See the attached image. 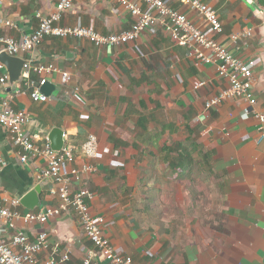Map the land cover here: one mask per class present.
Returning a JSON list of instances; mask_svg holds the SVG:
<instances>
[{
  "label": "crops",
  "instance_id": "obj_1",
  "mask_svg": "<svg viewBox=\"0 0 264 264\" xmlns=\"http://www.w3.org/2000/svg\"><path fill=\"white\" fill-rule=\"evenodd\" d=\"M164 1L200 23L182 0ZM200 1L212 6L223 24L218 42L252 63L254 109L264 114V6L256 0ZM57 2L0 0V36L31 33L38 26L36 13L55 12ZM131 22L117 0H75L59 23L108 34L128 29ZM19 57L55 67L30 74L34 81L46 78L42 87L48 99L33 101L26 78L13 87L7 79L0 84V107L28 114L24 129L39 134L37 145L60 129L74 166H94L80 173L72 188L86 187L93 194L87 200L90 210L105 219L103 233L117 252L137 264H264V137L252 115L242 117L248 104L241 97L204 107L228 87L214 64L189 57L160 25L113 46L47 36ZM61 71L69 74L66 83ZM89 135L96 139L92 159L80 153ZM51 139L58 141V134ZM185 143L204 161L196 167L205 179L195 185L196 197L190 192L196 168L167 161L177 152L165 146ZM23 153L0 125V201L20 213L58 207L60 200L49 192L53 182L44 175L45 158L28 153L20 161ZM36 187L33 197L23 198ZM2 226L5 238L22 231L33 239L45 231L39 262L52 257L56 264H81L90 256L91 264H111L96 253L72 209L44 223L12 218ZM64 254L68 258L60 261Z\"/></svg>",
  "mask_w": 264,
  "mask_h": 264
},
{
  "label": "built area",
  "instance_id": "obj_2",
  "mask_svg": "<svg viewBox=\"0 0 264 264\" xmlns=\"http://www.w3.org/2000/svg\"><path fill=\"white\" fill-rule=\"evenodd\" d=\"M74 1L58 0L55 12L49 15L37 12L38 26L29 34H23L19 38L0 36L1 50L11 56H23L34 51L47 36L81 38L95 46L121 45L134 41L141 32L160 25L168 32L174 43L187 49L189 57L200 63L214 64L217 74L228 81V87L207 99L204 107L209 108L232 97H241L248 104L242 117L252 115L257 120L259 137H264V114L254 109L256 100L251 88L252 63L229 52L215 38L222 33L223 24L212 6L200 0H182L200 17V23H194L164 0H117L127 9L132 22L128 29L121 32L101 34L90 27L59 23L63 13L73 8ZM5 24L9 27L14 26L11 21H6ZM53 70L55 67L52 64H34L30 58L25 59L22 75L26 78L25 84L30 88L29 96L33 101L44 102L48 96L41 91L46 78L42 77L34 81L30 78V74L32 72L47 74ZM60 74L62 82L66 83L69 80V74L65 71H61ZM7 79L8 74L0 62V84H5ZM29 121L28 114L23 111H14L7 105L0 107V125L8 131L11 142L24 151L19 160L24 161L28 153L42 155L45 158L47 168L44 175L53 182L49 192L60 200V204L58 207H47L40 212L20 213L0 201V264H56L52 257L42 262L38 260V253L46 247L47 243L45 231H40L33 239L22 231L12 234L10 238H5L2 224L12 218H20L24 222L44 223L66 209H72L75 212L84 234L90 239L98 255L111 264H137L130 256L117 252L104 235L105 219L100 215H93L87 202L93 194L86 187L72 188L73 180L78 178L80 173L93 171L94 166L89 163H84L81 167L74 166L75 156L71 149L66 146H62L58 151L52 149L46 136L42 143L37 145L35 141L40 139L39 134L37 132L28 134L24 129ZM80 153L88 159L95 157L96 139L93 135H89L81 145ZM12 203L17 204V200ZM67 258L68 256L64 254L60 261H65ZM81 264H91V257H85Z\"/></svg>",
  "mask_w": 264,
  "mask_h": 264
},
{
  "label": "water",
  "instance_id": "obj_3",
  "mask_svg": "<svg viewBox=\"0 0 264 264\" xmlns=\"http://www.w3.org/2000/svg\"><path fill=\"white\" fill-rule=\"evenodd\" d=\"M0 62L4 65L8 72V84L10 87H13L16 83L20 82L23 79V65L25 64V60L19 56H11L7 54L5 51H0ZM47 92L45 87L41 88V91ZM59 136L58 141H52V137L54 135ZM63 132L60 129H53L51 135H49V139L51 141V148L58 151L63 146ZM38 187L32 189L25 195L23 198H30L33 197L34 194L38 192ZM22 200V199H21ZM20 200V202H21Z\"/></svg>",
  "mask_w": 264,
  "mask_h": 264
},
{
  "label": "rangeland",
  "instance_id": "obj_4",
  "mask_svg": "<svg viewBox=\"0 0 264 264\" xmlns=\"http://www.w3.org/2000/svg\"><path fill=\"white\" fill-rule=\"evenodd\" d=\"M188 143H185V146L188 147V151L190 152V163L189 165L192 167H199V166H204V161L203 158L198 156L197 154H194L193 148L189 147L188 145H186ZM192 175V179L190 180L192 186H191V196H197L196 194V190H195V185H197V183H202L203 181H205L204 179V175L203 173L199 170V169H194V171L191 173ZM214 179V177H213ZM207 181V180H206ZM214 181V180H213ZM196 183V184H195ZM198 187V185H197Z\"/></svg>",
  "mask_w": 264,
  "mask_h": 264
},
{
  "label": "trees",
  "instance_id": "obj_5",
  "mask_svg": "<svg viewBox=\"0 0 264 264\" xmlns=\"http://www.w3.org/2000/svg\"><path fill=\"white\" fill-rule=\"evenodd\" d=\"M256 2L264 6V0H256ZM165 149L168 151H171L170 149H174L177 152V156L172 158L171 160H166L169 162L168 164L172 167H178V166H184L185 164H188L190 162V153L188 151V147L183 145H178L177 147H171L165 146Z\"/></svg>",
  "mask_w": 264,
  "mask_h": 264
}]
</instances>
